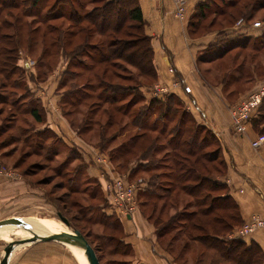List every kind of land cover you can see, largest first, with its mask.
<instances>
[{
    "label": "trees",
    "instance_id": "1",
    "mask_svg": "<svg viewBox=\"0 0 264 264\" xmlns=\"http://www.w3.org/2000/svg\"><path fill=\"white\" fill-rule=\"evenodd\" d=\"M39 2L40 0H0V114L7 110L6 107L11 111L9 119L5 117L1 122L0 135L12 132L13 122L9 121L15 112L13 105L18 99L31 94L27 80L28 73L32 69L25 64H20L22 49H26L29 53L40 51L38 64L40 68L37 69V77L40 80H44L57 67L53 66L56 60L52 50L54 46H58L62 58L69 60L67 73L74 79L92 69L87 58H94L93 55L96 54V86L95 84L91 87L86 84L71 86L70 104L77 105L76 103L92 97L96 92L98 104L103 103V106L106 104L103 110L108 116L107 124H114L118 113L121 121L127 120V117L131 118L130 121H125L123 128L130 125L140 130L132 133L127 141L108 152L111 162L123 158V164L127 167L132 161L139 159L141 161H136L132 167L134 173L139 171L149 173L152 169L163 165L167 168V171L153 173L148 179L145 178L148 187L145 189L142 187L141 190V195H144L146 199H158L153 207V213L149 214L152 218L153 214L159 213L154 222L158 238L164 239L169 236L170 251H172L170 245L179 241L181 244L178 247H181L182 251H188V260L192 257L194 264H264V257L258 244L248 243L243 238L231 236L237 227L244 224V221L238 203L230 194L228 184L221 180L226 176L228 165L221 156L220 140L214 130L198 122L176 94L169 93L163 98L148 99L141 87L150 84L112 80L114 77L131 78V76L123 77L120 71H112V67H122L120 62L136 67L143 75L157 77L152 37L143 29L145 19L140 0H96L99 4L88 11L84 8L85 3L79 0H54L46 10L50 22L56 18H66L71 21V25L81 24L83 21L91 24L89 33L85 36V43L78 44L77 48L70 53L67 48L74 43L73 37L78 36L74 30L64 29L63 26L60 27L54 23L44 25L42 19L22 20L19 7H24L23 11L30 13L26 15H31ZM210 2L211 0L200 2L197 11L192 19L190 18L189 26L193 32L201 26V23L194 21V18L198 15L204 17ZM228 4L232 11L223 10L220 14L231 19L247 17V15L249 16L247 18H250L259 9H264V0H229ZM16 9L19 11L15 14ZM4 15L5 17L1 20ZM8 15L13 19H5ZM34 16L42 18L43 13L40 11L39 15L34 14ZM131 21L133 23H129ZM4 25L10 27V31L3 30ZM246 26H249L247 22L239 29L234 27L235 29L228 30L223 35L220 34L222 37L218 36L211 42L202 56L210 57V61L216 60L237 46L246 47L250 39L264 40V31L261 35L253 36L242 30ZM93 32L101 36L96 43L89 42L87 39L93 35ZM234 33L236 34L230 35ZM75 64L80 67L83 74H78L76 69H71ZM24 70L27 73L24 89L18 91L21 89L19 86L21 83L12 81V90L17 89L12 91L11 99L6 92L10 87L6 80H11L16 72L21 75ZM72 83L73 81L71 85ZM94 88L96 91L91 90ZM98 104L93 103L87 114L90 115L95 110L98 112L101 109V105ZM263 104L264 102L251 121L256 118V123L264 122V117H259ZM134 107L136 108L132 111ZM32 114L36 121L42 120V116L35 110H32ZM153 132H157L156 135ZM34 134L39 139L44 138L37 132ZM100 134L104 137L102 132ZM116 135L113 134L110 137L111 140H114ZM53 136L49 135L48 138H54ZM27 141L32 145L29 137L25 140ZM8 145L7 139L0 141V149ZM43 145L39 144V146ZM99 147L101 150L104 149L101 144ZM50 148L47 146L46 150L49 151ZM32 150L38 152L37 149ZM162 151L164 158L161 160L168 159L169 164L166 160L161 162L160 159L155 158ZM29 152L31 151H27L26 154L31 155ZM164 173L168 176L165 182L160 178ZM103 198L110 206L104 188ZM160 201H162L161 205ZM169 204V209H174L175 212L169 216V221L163 224L162 215ZM181 205L183 208H180ZM120 218L115 213L111 215L103 213L100 221L116 230L108 234L116 247L122 245L131 250L132 245L121 236Z\"/></svg>",
    "mask_w": 264,
    "mask_h": 264
},
{
    "label": "rangeland",
    "instance_id": "2",
    "mask_svg": "<svg viewBox=\"0 0 264 264\" xmlns=\"http://www.w3.org/2000/svg\"><path fill=\"white\" fill-rule=\"evenodd\" d=\"M79 1L85 3L84 8L86 9V11L91 10L92 8L96 7L97 4H99L98 2L96 3V0ZM228 1L229 0H211L210 7L205 10V16L200 17L198 15L194 18V21H196L197 23H201V26L196 32H193L189 26L190 34L192 36L194 35L195 37H198L206 35L211 31H216L218 33L217 37H222L221 35L227 33L228 30L235 29L234 27L238 25L239 21L242 20L243 23L247 22L249 26L256 21H259L261 23V27H264V9H259L250 18H247L249 17L247 15V17H232L233 19H231L227 16L225 17L224 15H221L220 13L223 10L228 12L232 11L230 4L227 5ZM53 2L54 0H40L37 8H35L31 12V15H26L30 13L24 12V7L22 8V6L19 7L20 11L16 9L14 13L19 11V14L23 21H29L32 19L38 21L42 19V21L45 23H43L44 25H47L48 23H54L60 25V27L63 26L64 29L68 28L74 30L75 33L78 34V36L73 37L74 43L67 48L68 52L70 53L71 50L77 48L78 44L81 45L85 43V36L89 33L91 24L83 21V23L81 24L71 25V21L66 18H56V20H52L50 22V19L47 18L46 10ZM173 3L175 9V0H173ZM65 9L68 8L65 7ZM40 11L43 13L42 18L41 16H34V14L39 15ZM4 17L5 15L2 16L1 20H3ZM5 19H13V17L8 15V17H6ZM129 23L133 22L131 21ZM6 26L7 25L3 26V30L10 31L11 28ZM143 29L146 33L145 27ZM100 37L101 36H99L98 34L96 35V32H93V35L87 39L89 40V42L96 43V40ZM254 43L257 45L255 46ZM52 50L53 53H55L54 56L56 57L53 66H58L62 59L61 52L58 51V46L52 47ZM203 54L204 51L202 55ZM237 54H239V56H237ZM39 55L40 51L29 53L26 49H22L19 62L22 65H26V63L29 62L31 65L29 67L31 69L37 67L35 70L37 74V69L40 68L38 67ZM93 56L94 58H87V61L90 63L89 66H91L92 69L85 72L84 75L80 74L82 72L80 71L81 69L78 65L76 66L75 64L71 67V69H76L80 76H77L75 79L70 76L68 80L73 81V83L69 86H83L85 84L89 87H91V85L93 84H95L96 86V54H94ZM209 59L210 57L204 56H202V58H198L197 66L202 74V77L207 79L208 83L210 84H218L219 86H224L226 91H232L231 95L233 97H240L237 101H234V103L232 104L233 106L242 97L255 90L260 82L264 79V40L262 38L258 39L257 41H253L252 39H250L246 47H241V45L237 46L227 52L224 56H222L221 58H217L216 60L210 61ZM120 65H122V67H112V71H120L123 77L131 76V78L124 79L114 77V79H112L113 81H121L124 83L141 82L148 83L150 85L156 83L157 81L156 76L152 77L149 75H143L140 73V70H138L134 66L126 64V62H120ZM26 76L27 73L24 70L21 75L19 72H16L11 80H6V82L10 84L9 88H11V90L9 88L8 90H6L8 97H11L12 99V91H15L14 89H17L13 88L12 90L11 83L14 80L21 83L19 85L21 89H19L18 91H23V85H25L24 82L26 80ZM28 76H31L33 78V75H31L30 73H28ZM91 90L96 91V88ZM98 102L99 101L96 99L95 92V95H93L92 97H87L84 100L76 103L77 105H73L74 107L69 105L68 109H73L72 118L73 123L75 122L76 126L90 125V123H87L86 118L89 116L94 117V123L96 124L94 125L95 130L93 131V139L92 134H90V136L83 135V139L96 147H99V145L101 144L104 149L101 150V148L99 147V150H101L100 152L107 155L109 160H111L108 152H110V150L117 145L127 141L132 133H137L140 130L130 125L123 128V125L127 121H130L131 118L127 117V120H125L126 122L121 121L120 115L118 113L115 117L117 121L115 120L114 124H107L106 121L108 116L106 113H104L103 110L106 104L103 106V103L98 104ZM93 103L101 105V109L98 108V112H95L96 110L92 113L90 112L91 114L88 116L87 113L89 112V109L93 105ZM136 107H134L132 111ZM6 109L7 110L3 112L4 118H8L11 113L8 107H6ZM64 109L67 113V106H65ZM261 116L264 117V104L261 107V113H259V117ZM1 124L2 123L0 122V125ZM3 125H5V123ZM29 132L31 133L32 131L30 130ZM29 132L27 134H29ZM101 132L103 133L104 137L100 136ZM153 133L154 135H156L157 132ZM113 134L117 135L114 140H111L110 137ZM12 135H14V137ZM25 138L26 133H23L21 129H15L13 132H6L0 135V141L7 139L9 142L8 147H5V149H0V164L4 168V170L11 171L15 173V175L9 176L8 174H2L12 179L25 177L26 181L31 182L32 185L36 187V193L42 196L43 199H40V201L37 202L21 201V204H19L20 206H18V204H14L13 201H10L9 203L6 202L5 210L0 215V220L7 218H17L22 219L23 221H26L30 218H34V220H53L59 223V230L68 229L72 231L75 228L79 229L96 249L102 264L135 263L133 260L135 255L133 247L131 250L128 247H123L122 245L116 247L114 242L109 239L108 234L111 233V231L116 230L112 229L109 224H107L106 226L104 222L101 223L102 221H100V219L103 217V213L107 215H111L112 213L109 209L108 203L103 200L104 198L101 189V183L98 178L94 176V174H92L93 176L87 174V172H85L83 168H77V166L79 165V159L76 160L75 158H77V156L79 155L73 154L69 150L63 148H60L61 153H54L52 152V150L47 151L46 149L49 141L53 142L54 140L51 137H49L50 139H48L47 137L48 143L42 140L41 143L45 144L43 146H39L37 144L40 142V140L36 136H33L30 139L32 145H30L28 141L25 142ZM32 149H37L38 152L36 153ZM27 151H31L29 152V154L31 155H27ZM163 154L164 152L162 151L159 155L155 156V158L161 160V158H164ZM163 160H166L167 164H169L168 159H162L161 162ZM123 161V158L117 159L113 162L110 161V166L113 168V171L120 177L128 178L131 182H135L139 186L137 202L138 207L134 213H138L143 218H145V220H148L151 225L154 226L153 232L155 234L156 227L154 225V222L155 219L159 216V213L153 214L152 218L149 217V214L153 213V207L157 204L158 199H146L144 195H141V190L142 187L143 189L148 187L146 180L151 174L162 173V171H167V168H165V165H163L162 167H159L157 169H152V171H149V173H146L145 171L134 173L132 172V167H134L135 165L134 163L141 160L136 159L132 161V163L127 167L123 164ZM152 161L153 160L151 159V163ZM16 162L19 164H15ZM165 173L161 174L160 177L163 182H165V179L168 178L167 174ZM139 195H141V197ZM159 204L161 205L162 201H160ZM169 208L170 204L168 209L165 210L162 215V217L164 218L163 224L167 223L170 218L169 216L175 212L174 209ZM180 208H183V205H181ZM58 212H61L70 220L69 226L60 219ZM121 223L122 231L119 232L124 238L126 236V232L124 230L125 226L123 222ZM110 224H112V222ZM136 225L137 223L135 224V226ZM138 225L137 226L140 227V225L142 226V223H139ZM0 227H5V231H7V234L8 231L10 232V234L8 235H15L16 237L14 236V240L28 237L25 234H19L21 232L19 230L31 232L26 228H22L14 224H4ZM30 228L32 230L31 226ZM117 235H119V233H117ZM155 236V239L156 241H158L159 245L170 254L175 262L180 264H194V259L192 257L188 260V251H182L181 247H178V245L181 244L179 243V241H176V243H174L175 247L174 245H170V248L172 249V251H170V249L168 248L169 236L165 237L164 239H159L157 234H155ZM8 243L9 242H7V240L0 239V260L4 256L5 248ZM68 244L69 242L57 240L36 241L26 244L16 243L13 245L8 264H17L16 261L18 263H21L22 259L26 258H29L31 264H82L73 253L72 249L68 246Z\"/></svg>",
    "mask_w": 264,
    "mask_h": 264
},
{
    "label": "crops",
    "instance_id": "3",
    "mask_svg": "<svg viewBox=\"0 0 264 264\" xmlns=\"http://www.w3.org/2000/svg\"><path fill=\"white\" fill-rule=\"evenodd\" d=\"M202 1L205 0H190L189 18L187 21H180L174 16L173 0H140L145 31L152 37L157 70L156 83L144 85L141 90L148 99L163 98L169 93L157 96L154 93V86L158 83L168 85L170 93L178 95L183 100L186 108L193 113L198 122L214 130L220 140L221 156L228 165L226 176L221 180L228 184L230 194L238 203L245 224L254 216L264 219V144L258 148L252 146L253 139L259 133H264V122L256 123L255 118L247 125L246 132L242 134L234 132L230 110L234 101L240 97H233L232 91H226L224 86L218 84H210L202 77L197 66L198 58H202L203 51L216 40L218 35L216 31H211L206 35L195 37L189 32L190 18ZM251 29L248 33L253 36L261 35L264 31V27ZM68 63V59L62 58L56 69L44 80L38 79L36 68H32L30 74L33 78L29 76L27 80L31 94L18 99L13 105L15 112L9 121L13 122L11 131L21 129L26 133V139L35 136L34 132L41 134L44 138L39 139L38 145L44 144L41 143L42 140L48 143L46 138L54 135L53 142L49 141L47 145L51 147L49 151L61 153L60 148H63L73 154L79 153L80 158H75L79 159L77 168H83L89 175L94 174L100 181L103 192L102 169L94 161V153L100 152L99 147L83 139V135L90 136V134L93 139L96 124L94 117L88 115L89 117L86 118L90 125L76 126L72 118L73 109H68L69 105L73 106L70 104L71 80H68L70 77L67 73ZM170 67L175 68L174 73L170 71ZM182 80L190 85V93L184 91L183 85L180 84ZM32 110L42 116L40 122L36 121ZM3 118L1 113L0 122ZM36 191V187L26 181L25 177L12 179L0 174V215L5 210L6 202L13 201L20 206L21 201L37 202L43 199ZM120 219L125 226L124 240L130 243L135 251L133 259L135 263L180 264L175 262L156 241L154 226L148 220L138 213ZM136 223L137 225L142 223V226H135ZM243 239L248 243L258 244L264 257V227L256 229ZM30 262L29 258L22 259L21 263L16 261L17 264H31Z\"/></svg>",
    "mask_w": 264,
    "mask_h": 264
},
{
    "label": "built area",
    "instance_id": "4",
    "mask_svg": "<svg viewBox=\"0 0 264 264\" xmlns=\"http://www.w3.org/2000/svg\"><path fill=\"white\" fill-rule=\"evenodd\" d=\"M190 0H175L174 14L180 21L188 19V9ZM245 23L239 21L236 29H239ZM261 27V23L256 21L249 27L242 29L244 32H251V28ZM27 66H31L29 62ZM172 73L175 72L174 67H170ZM186 93L191 92L190 85L186 84L183 80L180 81ZM155 95L163 93H170L168 85L155 84ZM264 102V79L260 82L255 90L251 91L242 97L234 106L231 107V123L232 129L238 134L246 132L247 125L251 119L256 116L260 106ZM264 144V133H259L252 141V146L255 148ZM94 161L101 166V177L103 180V187L105 194L109 200V209L111 213H115L120 217H126L133 214L137 209L138 191L139 186L135 182H131L128 178L120 177L113 171L110 166V160L107 155L101 152L94 153ZM8 174L9 176L15 175L11 171L4 170L0 164V174ZM264 227V219L254 216L251 220L247 221L240 227H237L231 234L232 237L244 238L250 235L256 229Z\"/></svg>",
    "mask_w": 264,
    "mask_h": 264
},
{
    "label": "water",
    "instance_id": "5",
    "mask_svg": "<svg viewBox=\"0 0 264 264\" xmlns=\"http://www.w3.org/2000/svg\"><path fill=\"white\" fill-rule=\"evenodd\" d=\"M58 215L60 219L66 225L68 226L70 225V220L66 216H64L61 212H58ZM3 224H15V225H18L19 227L27 228L29 231H31L29 224L26 221H23L22 219H17V218L2 219L0 220V226ZM32 233L33 235L30 237L19 238V239L9 242L5 248L4 256L0 260V264H8L10 254L12 253L13 245L16 243L26 244V243L36 242V241H50V240H57V241H63V242H74L76 244H79L80 246L86 249L90 264H102L100 261V257L97 254L96 249L90 243L88 238L77 228L73 229L71 232L60 231V232L50 233L46 235H40L33 231Z\"/></svg>",
    "mask_w": 264,
    "mask_h": 264
},
{
    "label": "bare ground",
    "instance_id": "6",
    "mask_svg": "<svg viewBox=\"0 0 264 264\" xmlns=\"http://www.w3.org/2000/svg\"><path fill=\"white\" fill-rule=\"evenodd\" d=\"M26 221L32 227L31 232H26L25 230H19V231H21L19 234H23V235L25 234L28 237L33 235L32 231L37 233V234H40V235H46V234L56 233V232H60V231L71 232L68 229L59 230V227H58L59 223L56 221H53V220H49V219L34 220V218H32V219L30 218ZM16 226H18V225H16ZM8 234H10L9 231H8ZM8 234H7V231H5V227L0 228V239L7 240V242L13 241L15 239L14 238L15 235L11 236ZM68 246L72 249L73 253L76 255V257L78 258V260L82 264H90L88 254H87L86 249L84 247H82L79 244H76L74 242H69ZM85 258L87 261L85 260Z\"/></svg>",
    "mask_w": 264,
    "mask_h": 264
}]
</instances>
